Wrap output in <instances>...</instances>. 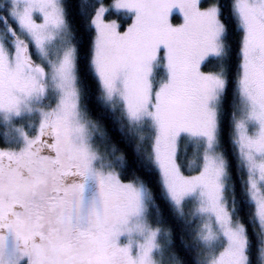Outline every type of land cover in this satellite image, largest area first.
<instances>
[{
	"label": "snow or ice",
	"instance_id": "snow-or-ice-1",
	"mask_svg": "<svg viewBox=\"0 0 264 264\" xmlns=\"http://www.w3.org/2000/svg\"><path fill=\"white\" fill-rule=\"evenodd\" d=\"M0 264H264V0H0Z\"/></svg>",
	"mask_w": 264,
	"mask_h": 264
},
{
	"label": "trees",
	"instance_id": "trees-1",
	"mask_svg": "<svg viewBox=\"0 0 264 264\" xmlns=\"http://www.w3.org/2000/svg\"><path fill=\"white\" fill-rule=\"evenodd\" d=\"M114 137L118 138V133L113 132Z\"/></svg>",
	"mask_w": 264,
	"mask_h": 264
}]
</instances>
